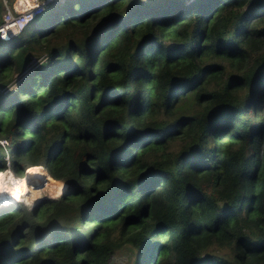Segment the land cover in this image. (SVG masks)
<instances>
[{"label": "trees", "instance_id": "obj_1", "mask_svg": "<svg viewBox=\"0 0 264 264\" xmlns=\"http://www.w3.org/2000/svg\"><path fill=\"white\" fill-rule=\"evenodd\" d=\"M29 26L0 45V172L67 189L0 214V264H264V0H65Z\"/></svg>", "mask_w": 264, "mask_h": 264}, {"label": "rangeland", "instance_id": "obj_2", "mask_svg": "<svg viewBox=\"0 0 264 264\" xmlns=\"http://www.w3.org/2000/svg\"><path fill=\"white\" fill-rule=\"evenodd\" d=\"M190 2V1H189ZM61 3V2H59ZM30 29V26L27 28V30ZM1 47H4L5 44L0 42ZM32 66H38L41 64L40 59L33 58ZM15 81L12 83V86L10 89H15L16 85L20 82L21 76H18L15 74L14 76ZM258 110V108H257ZM2 146H5V142H0ZM27 171H25L26 174ZM3 174H12L10 171L0 172ZM25 174L23 176H25ZM13 175V174H12ZM14 176V175H13ZM22 176V177H23ZM16 177V176H15ZM22 177H16L22 178ZM51 179V178H50ZM37 180V181H36ZM34 183H32L30 180H28L29 183H31V186L28 188V193L21 195L18 200L12 201L7 206L0 205V214H5L3 212L11 209V208H19L18 204L24 205L28 208L30 207H37L39 205L45 204L47 201H55L57 199H60L61 194H64L66 191L65 185H58L57 183H61L59 181H46L44 179H36ZM66 195V194H65ZM18 205V206H17ZM137 257V253L135 249L131 247H124L120 250L116 251L112 257L109 259L107 264H134Z\"/></svg>", "mask_w": 264, "mask_h": 264}, {"label": "built area", "instance_id": "obj_3", "mask_svg": "<svg viewBox=\"0 0 264 264\" xmlns=\"http://www.w3.org/2000/svg\"><path fill=\"white\" fill-rule=\"evenodd\" d=\"M4 11L0 22V42L10 43L18 37L31 23L56 3L65 0H19L10 8L5 0H0Z\"/></svg>", "mask_w": 264, "mask_h": 264}, {"label": "bare ground", "instance_id": "obj_4", "mask_svg": "<svg viewBox=\"0 0 264 264\" xmlns=\"http://www.w3.org/2000/svg\"><path fill=\"white\" fill-rule=\"evenodd\" d=\"M36 179L51 180L42 167L30 168L25 176L18 179L12 174L0 173V205L7 206L12 201L18 200L21 195L28 193L30 185L28 180L34 183Z\"/></svg>", "mask_w": 264, "mask_h": 264}, {"label": "crops", "instance_id": "obj_5", "mask_svg": "<svg viewBox=\"0 0 264 264\" xmlns=\"http://www.w3.org/2000/svg\"><path fill=\"white\" fill-rule=\"evenodd\" d=\"M6 1V3H7V5L10 7V8H12V6H13V4L16 2V1H19V0H5ZM0 3H2L1 1H0ZM3 5V4H2ZM1 15H2V13H1ZM1 20V19H0Z\"/></svg>", "mask_w": 264, "mask_h": 264}]
</instances>
